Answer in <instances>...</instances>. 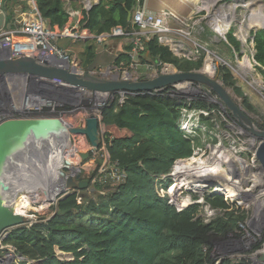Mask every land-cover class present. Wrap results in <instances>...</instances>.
Listing matches in <instances>:
<instances>
[{
    "label": "trees",
    "instance_id": "trees-1",
    "mask_svg": "<svg viewBox=\"0 0 264 264\" xmlns=\"http://www.w3.org/2000/svg\"><path fill=\"white\" fill-rule=\"evenodd\" d=\"M5 2L11 16L19 6L27 7L23 0ZM143 3L144 0H101L83 10L81 22L96 34L110 32L117 26L131 28L129 13L133 14ZM37 6L52 29H62L69 22L65 0H37ZM207 30L200 34L201 39L212 36ZM229 39L239 51L241 44L237 38L229 35ZM253 39L257 69L264 75V29L253 32ZM129 40L116 60L117 68L135 64L160 72L164 65H171L178 71L189 72L203 67L205 53L196 60L179 58L157 36L144 42L133 61ZM69 41L60 39L58 43L66 47ZM97 48L93 42L85 43L79 55L85 70L94 61ZM230 55L233 56L231 48ZM216 75L225 88L242 99L241 105L247 111L257 112L228 66L218 64ZM147 78L145 74L140 77ZM169 88L172 87L166 90ZM163 93L131 94L123 103L115 95L101 109L109 164L116 166L123 179L114 182L109 178L95 184V191H72L55 204L50 218L41 217L31 225L13 228L6 242L16 247L18 255L32 264H214L211 252L215 238L242 235L239 223L250 215L242 200H231L222 194L206 196L205 203L219 214L205 222L199 216L200 204H182L178 209L169 203L167 194L162 196L159 192L161 178L171 172L174 163L193 154V139L180 129L182 110L218 109L202 100L187 102L166 95L167 91ZM101 164L102 158H98L92 177ZM172 185L170 180L165 187ZM260 248L261 243L253 251ZM221 264L248 262L225 258Z\"/></svg>",
    "mask_w": 264,
    "mask_h": 264
},
{
    "label": "rangeland",
    "instance_id": "rangeland-1",
    "mask_svg": "<svg viewBox=\"0 0 264 264\" xmlns=\"http://www.w3.org/2000/svg\"><path fill=\"white\" fill-rule=\"evenodd\" d=\"M174 1H177V3L179 2L182 5L181 10H178L181 13L180 16L184 15L185 17H193L194 21H198L201 24L204 22V24L207 27H210L212 31H214L213 29H215L214 23L218 24L217 22H215L216 16L219 18L222 16L224 20H227V21H231L234 18L233 23H231L230 25V29L225 34L235 36L238 40L240 39V42L244 44V47H245V48L243 47L244 51H242L241 56L239 55L238 61H242L244 58H246L248 63L250 61L254 65V62L249 53L250 52L249 48L251 46V43L253 42L252 40H254L253 32L260 30L264 26V24L262 26H256L253 20L255 19V17H258V15H263L264 17V10L263 12H260L259 11L260 8H258L257 3L259 0H238V2H233L232 0H201V2L203 3H200V2L198 3L194 0H171V2H174ZM209 3H212V6L210 9L207 8V6H209ZM203 5H205L206 7L203 9L200 8V6H203ZM174 6H175V3H173V7ZM190 12L192 13L190 14ZM238 21L245 22L247 24H250L251 26L247 28L244 33H242V34H246V32L248 33L247 39H246L247 41L245 40V42L241 37ZM186 32H187L186 29H184L183 36L175 35L173 36V38L176 42L179 41L177 43L180 44L182 48L184 49V52L187 53L190 50L195 51V48H198V46L194 42H191L188 39L184 38ZM199 33L202 35L204 31L201 30ZM85 43H92V42L70 41L69 43H67V46L64 48L69 54L74 55L79 59V55L81 51L84 49ZM223 48H226V47H223ZM187 56L193 57L194 55L187 53ZM225 56H229V55L227 54ZM208 58L209 57L206 53V58L204 59L202 69L207 70L209 68V65H212L210 61H207ZM234 60L236 61L237 59L236 58L233 59V62L237 63ZM213 61H215L217 64L220 63V60L215 57ZM115 63H114V67H116ZM234 63H229V64L235 68L236 65ZM141 66L142 65H139V67H137L136 65L134 66L132 65L130 67L129 65L127 67L120 68V70L112 67L115 69V70L113 69V74H117V72L120 73V75L115 77L116 79H122L123 75H129L133 77L135 76L137 78L141 77V75H144V74L147 77H151V76L154 77L158 75V72L153 71L152 68L142 69ZM168 66L169 67H167V69H163L164 73L177 71L175 67L171 65H168ZM140 67H141L140 70L142 71H139ZM102 68L107 69V67H104V66H102ZM211 70H212L211 68L208 69V71H211ZM231 70L233 71L235 78H237L238 85L241 86V88L243 89L242 91H244V93L248 95V97H250L249 98L250 103L253 102L255 104L257 112L251 113L247 111L241 105L242 99L238 97L237 95H235V93L231 89H228V90L230 91L234 99L237 101V103L243 108L242 109L243 112L247 114L248 118L254 122L255 126H257L259 129H264V127L263 128L260 127L261 125L264 126V75L261 72H259V70L256 68V65H254V68L251 71H239L242 73L240 77L234 69H231ZM214 76H217L216 71H214ZM172 89L174 92L171 90H167V94L173 95L172 97L174 96L179 97V99L185 100V101L187 100V102H195L197 100H202V101L207 102L211 106L218 107V109H208V110L187 107L182 110V111L184 110L197 111L199 113L198 115L199 121L198 122L192 121L191 122L192 125L189 128L184 127L183 129L181 126V122H180V129L183 131L185 136L190 137V138L191 136L194 137L193 138V144H194L193 154H192V157H188V158H193V157H196V158L199 157L203 159L209 158L211 157V154L213 153V149H211V145H214V146H218L220 149H224L225 151H228V150H230V152L233 151L235 155H237L239 158L241 157L240 159L242 161L248 164L249 163L253 164L254 165L253 170H252L253 173L259 170V165L254 160V147H253L255 143L256 144L258 143V139L254 140L251 138V134L249 133V131L243 125H241V123H239V121L226 108V106L221 101V99L215 93H211V89L209 87L204 86L202 84H198V83H185V84H179L177 87H172ZM116 94L117 93H114V97ZM112 98L113 97L111 96L108 100L107 99H104V100L92 99L89 105L85 106V109L88 111H91L92 109L90 108H92L93 106L96 105V107H98L99 105H101L99 107V110H100V108L106 105L108 101ZM97 101L99 105L97 104ZM91 112H96V110L91 111ZM200 112H204V113H200ZM73 115L74 113H71L69 110L58 109V110H55L52 117H60L67 122L73 123L74 124L73 126L78 127L77 123L80 121L77 120V118H74ZM102 131H103L102 133L103 136L101 135L102 136L101 142H103L104 135L106 132V129L104 128L103 125H102ZM192 132H194V135L192 134ZM75 138H76V141L74 139L73 145H72L73 148H75V150L71 151L69 158L72 161V165L81 167V169L83 170V174H82L83 178H86V179L89 178L91 180V183H90L91 185L89 189H91V191H95L94 185L103 183V181L101 182L99 181V175H100L99 169L102 166H104L105 170L108 168L109 160H106V156L108 158V155L104 152L102 153L101 151H98L96 155H93V157H90L89 159L84 161L82 155L87 153L88 151H91L90 142L87 139V137L82 138L81 142L77 140L76 136ZM235 147L238 150L237 152L234 149ZM198 148H200V150L197 151L198 153L196 154L195 151L198 150ZM98 158H102V164L98 169V174L92 177L91 175L92 170L96 167ZM188 158L179 159L174 163V165H176L178 161L189 160ZM223 166L229 169L230 172L236 171V173L237 172H239L240 174L244 173L242 162L236 161L232 164H229L227 162L226 164H223ZM173 171H174V167H172L171 172L169 174L161 178L160 181L163 182L162 183L163 191L160 190V193L162 196L167 194L169 197V203L175 205L177 208H180L182 204L184 205L185 204H190V205L200 204L199 215L205 218V216L206 217L212 216V215H209V213H207L208 207L204 200L206 196L214 195V194H222V195L228 196V194H226L225 192L217 190L214 184L215 181H224L222 178L226 176L215 177L216 179H212L209 176L205 177L206 179H204L203 182L207 186H205L204 188L198 187L193 190L192 186L194 185L191 186V185H188V183H186L187 184L186 186V184L184 183V181L182 182V180L190 181L189 178H193L192 176H200L198 175L200 173H197V174L191 173L187 176L186 175L180 176L179 174L176 177L175 176L172 177L171 174ZM245 176H246V173H245ZM94 178H96V181H94ZM229 179L230 178H228L227 180ZM246 179H245L246 182L243 184V188L244 189L251 188L254 182L250 181V179H247V180ZM170 180L173 181V185L166 188L165 186L166 184H168V182H170ZM172 189H175V190L172 192ZM258 191L260 192V189L257 190V193H259ZM216 192H219V193H216ZM103 193L104 192H102V194ZM250 195L243 194L241 195V197H238V198L236 195V197H234V200H242L247 210L249 211L250 216L252 215L251 217H253V214L256 215V219L254 217L255 220L253 221V224H250L251 226H247L244 229H246V231L248 232L247 237L250 242L249 247L254 249L255 246L261 243L260 250H263L264 249V207H261L262 205L259 202L264 203V196H261L260 199L258 200L259 202H256ZM22 196L24 197L27 196L29 197V199L30 198L33 199L26 192H23L19 196V201L23 200L24 197L22 198ZM40 197L41 199L37 198V199L32 200L33 202L31 201L33 203L32 204L33 209H30L27 212L28 216H27V221L25 222V224L31 225L34 222H37L41 217L50 218L54 214L53 207L55 206L56 201L48 200L45 195H40ZM218 214H219V211H216L215 215H213L211 218L208 219V222L214 219ZM257 215L259 216L257 217ZM224 238L222 239L215 238L214 246L216 250L219 247V245L223 244L222 242L226 241V238L225 239ZM248 253L249 252L247 251L241 254L248 255ZM230 258H233V257H230ZM13 264H32V261L21 259L18 256V254H16V260L14 261Z\"/></svg>",
    "mask_w": 264,
    "mask_h": 264
},
{
    "label": "water",
    "instance_id": "water-1",
    "mask_svg": "<svg viewBox=\"0 0 264 264\" xmlns=\"http://www.w3.org/2000/svg\"><path fill=\"white\" fill-rule=\"evenodd\" d=\"M232 1L238 2V0ZM131 17L132 13L130 12L129 19ZM22 21L21 6L15 10L12 16L7 10L1 11L0 31L18 27ZM261 29H264V26ZM117 59V55L110 54L108 49L100 44L94 61L89 65L84 75L75 74L68 67L60 69L43 58L0 59V233L5 229L24 225L27 221V216L16 211V204L23 192L33 199L35 198V195L26 189L25 176L37 155L45 156L46 159L57 158L58 161L56 170L58 190L53 196L47 195L44 191L48 200L57 203L72 191L90 188V181L82 176L83 170L81 167L72 165L70 155L67 153L71 147L73 148L75 135L87 137L92 150L98 151L103 136L102 125L105 128L101 114L97 116L95 113L86 119L84 127L69 125L60 117H44L35 113L23 118H12L27 113L28 109L9 107L12 87H4V83L10 82L21 74H32L40 78L54 80L57 84L72 85L99 93L128 91L143 94L185 83H199L207 86L221 99L239 123L249 131L251 138L258 139V143L253 145L254 156L259 162L261 171L264 172V129L255 126L217 76L207 75L204 69L189 72L177 70L134 81L116 78L102 79L90 74L97 67L104 66L111 69ZM88 102V100H84L85 104ZM244 120L249 123V126L244 124ZM92 155V152L88 151L82 155L83 160L89 159ZM39 182L41 183L43 180ZM45 186L44 189L49 191L50 186H47V183ZM20 258L25 259L22 256ZM251 260L253 262L258 260V264H264V252L258 250Z\"/></svg>",
    "mask_w": 264,
    "mask_h": 264
},
{
    "label": "built area",
    "instance_id": "built-area-1",
    "mask_svg": "<svg viewBox=\"0 0 264 264\" xmlns=\"http://www.w3.org/2000/svg\"><path fill=\"white\" fill-rule=\"evenodd\" d=\"M23 1H25L26 5L28 6V12L26 16H23L21 25L18 27L0 31V59H17L21 57H29L35 59L43 58L60 69L68 67V69L75 74L84 75L87 70L83 69L80 59H78L74 55L69 54L63 46L59 45L58 41L60 39H68L74 42H96L95 44L97 45L103 44L110 39H131L133 46L131 48V51L129 52V56L133 61H136L137 55L143 49L144 42L155 36L159 37L161 43L172 42L175 44V46L182 47L177 43L179 41L176 42L174 40L173 36H183L184 29H186L187 32L184 38L188 39L191 42H196L195 36L187 29L188 21H190L189 19L179 21L175 18L174 13L169 10H162L159 13H153L149 11L144 4H138L136 9L134 10L132 14L133 26L131 28L117 26L111 29L110 32L96 34L83 26L80 20H72L62 29H52L40 14L37 6V0ZM5 3V0H0V12L6 10ZM223 25V22L218 24L214 23L215 29L213 30L215 31L216 36H220L221 39L227 41L225 33H227V31L230 29V26H228L226 30L224 29L220 31L218 28L223 27ZM216 38L218 39V37ZM195 44L198 46L197 54L201 55L202 53H205L206 58L207 53L209 57L207 61H210L214 71L217 70L218 64L228 65L231 69L235 70V68L229 64L230 62L223 59L216 52L210 50L206 45L198 43ZM251 53H253V50H251ZM185 56L189 57L187 55ZM214 57L219 59L220 63L217 64L215 61H213ZM191 58L198 59L199 56ZM134 65L135 64H133V66ZM136 66L139 67V65ZM167 67L169 66H164L160 72L156 70L154 71L158 72V74H161L164 73L163 69H167ZM114 68L120 70V68ZM114 68L106 69L97 67L90 74L102 79H113L116 76L120 75L119 72H117V74H113ZM146 68L151 69L149 66H146ZM15 78L16 79H13L16 83H18V87L11 88V101L9 107L28 109V112L12 118H23L34 113L39 116L47 117L52 116L55 110L63 109L69 110L71 113H74V115L79 113L84 114L86 118L83 121L77 123L78 126L81 125L82 127H84L86 124V119L91 115V113H95L97 116L100 115L101 109L108 105L111 101H113L115 97L118 96L119 103H123L128 95L135 94L128 91H117L114 93H117L118 95L116 94L117 96L114 97V93H99L84 88H78L72 85L57 84L54 80L40 78L32 74H21ZM122 79L134 81L140 80V77L137 78L135 76L133 77L129 75H123ZM177 86L178 85L170 87ZM4 87L12 86L10 85V82H6L4 83ZM169 90L173 91L172 88H169ZM165 91L167 90L163 88L148 92L147 94L163 95V92ZM98 94L105 95V99L107 100L111 96L113 98L110 99L106 105L101 107L100 110L99 107L101 105H99L98 107L93 106L92 108H90L92 109L91 111L96 110V112L86 110L85 106L89 105L92 99H97V96H99ZM166 95L171 97L173 96L170 94ZM85 99L89 101L88 104L84 103ZM29 101L31 102V105H29ZM184 111H182V114ZM182 116H184V114ZM69 124L74 125L73 123ZM182 128L184 129V127ZM75 136L80 142L82 141L81 139L85 137L84 135ZM75 136L74 139L76 141ZM213 147L215 146L211 145V149H213ZM199 150L200 148H198L195 153L197 154V151ZM98 151H101L102 153L104 152L108 155L105 142L102 143L101 148ZM98 151L92 150L91 147V152L93 155H96ZM106 160H109V155L108 158L106 156ZM254 160L259 165V162L256 160L255 156ZM259 170H261L260 166ZM99 173L100 182H106V180L108 181L109 178H111L114 182H119L123 179V175L119 172L116 166L109 163L108 168L105 170L104 166H102L99 169ZM171 176L173 177L174 175L171 174ZM94 181H96V178H94ZM188 185L191 184L188 183ZM160 190L163 191L162 183L159 184V192ZM174 190L175 189H172V192ZM230 199L234 200V198ZM206 205L208 207L207 213L212 216L215 215L216 210L211 208L209 204ZM181 208L182 206L178 209ZM212 216H205V218L203 216L201 217L205 222H208V219ZM251 216L249 215L246 221L239 223L240 229L242 231V235L240 237H236L233 234H228L225 237L226 241L222 242L223 244L219 245L217 250L215 249V246H213L211 255L214 258V264H221L223 259L230 257H233L232 259L235 258L239 260L246 259L248 264L259 263L258 260L257 262H253L251 258L254 253L260 249L253 251V248L249 247L250 242L247 237L248 232L246 231V229H244L247 226H251L250 224H253V221L256 219V215L253 214V217ZM11 230L12 228H8L0 233V264H13L16 260V254H18L16 247L6 242V239L8 238ZM247 251L249 252L248 255L241 254ZM18 256L20 257V255Z\"/></svg>",
    "mask_w": 264,
    "mask_h": 264
},
{
    "label": "bare ground",
    "instance_id": "bare-ground-1",
    "mask_svg": "<svg viewBox=\"0 0 264 264\" xmlns=\"http://www.w3.org/2000/svg\"><path fill=\"white\" fill-rule=\"evenodd\" d=\"M194 1H196L198 3L199 2L203 3V2H201V0H194ZM257 4H258V8H260L259 11L263 12L264 1L259 0ZM211 6H212V3H209V6H207V8L210 9ZM205 7H206L205 5L200 6V8H202V9ZM260 12H258V13H260ZM253 20H254V23L256 26H262L264 24L263 15H258V17H255V19H253ZM233 21H234V18L231 21L224 20V18L222 16L220 18L216 16V18H215V22H217V23L223 22V24H224L223 27L218 28L220 31H222L224 29L226 30L228 28V26H230L231 23H233ZM238 23H239V30L241 33V37L245 42V40L247 39L248 33L247 32H246V34H242V33H244L245 30L251 26H250V24H247V23L241 22V21H238ZM243 24H244V26H243ZM245 61H247V59ZM210 68L212 70L208 71V69H210ZM208 69L207 70L204 69V72L207 75L214 76L213 66L209 65ZM14 79H16V78H14ZM14 79H12L10 81V85L12 86V88L18 87V83H16L14 81ZM98 95L99 96H97V100L98 99L104 100L106 98L105 95H101V94H98ZM100 103H102V102H100ZM97 104H98V101H97ZM29 105H31L30 101H29ZM95 107H96V105H95ZM200 113H202V112H200ZM198 115H199V113L197 111L185 110L184 116L181 119V126L189 128L192 125V123H191L192 121L193 122L199 121ZM243 122L246 125L248 124V126H249V123L246 120H244ZM192 134L194 135V132H192ZM234 149L236 152L238 151L236 147ZM72 150H75V148L71 147V149L68 150L67 154L70 155ZM240 158L237 155H235L233 151H231V152H230V150L225 151L224 149H220L218 146H215L213 148V153L211 154V157H209V158L203 159V158H199V157H197V158L193 157V158H189V160L178 161V163L173 166L174 171L172 172V174L174 176H177L179 174H180V176L181 175L187 176L191 173H193V174L200 173V174H198L200 176H192L193 178H189L190 181L182 180V182L184 181V183H190L191 186L194 185V186H192L193 190L195 188H198V187L204 188L205 186H207L203 182L204 179H206L205 177L209 176L212 179H216L215 177L226 176V177L222 178L224 181H215L214 182L217 190L225 192L231 198L236 197V195L239 196V195H243V194H247V195L252 194L250 196L256 202H259L258 200L260 199V197L264 196V172H262L261 170H258L257 172L253 173L252 170H253L254 165L250 164V163L248 164V163L242 161ZM236 161L242 162V167H243V171H244L243 174H240L239 172L236 173V171L230 172L229 169H227L223 166V164H226L227 162L229 164H232ZM57 165H58L57 158L56 159H52V158L46 159L45 156L42 157V155L41 156L37 155V157L34 159V163L31 167V169L27 172V174L25 176L26 189L30 193H33V195H35L34 199H37V198L41 199L40 195H44V191L46 192L47 195H50V196H53V195H55V193H57V190H58L57 187L59 186L58 182H56ZM245 173H246V176H245ZM228 178H230L229 179L230 181L227 180ZM246 178L250 179V181L254 182V184L251 188H248V189L243 188V184L246 182L245 181ZM41 180H43V182L40 183L39 181H41ZM45 183H47V186H50L49 191H46L44 189V188H46ZM186 186H187V184H186ZM22 188H25V187H22ZM258 189H260V192L258 191L259 193H257ZM23 197L24 196H22V198ZM34 199H31V198L29 199V197L25 196L22 201H18V203L16 204V211L18 213L25 215V216H28L27 212L30 209H33V206H32L33 201L32 200H34ZM259 203L262 205L261 207H264L263 206L264 203H261V202H259ZM262 251L264 252V249Z\"/></svg>",
    "mask_w": 264,
    "mask_h": 264
},
{
    "label": "crops",
    "instance_id": "crops-1",
    "mask_svg": "<svg viewBox=\"0 0 264 264\" xmlns=\"http://www.w3.org/2000/svg\"><path fill=\"white\" fill-rule=\"evenodd\" d=\"M65 1L67 4V9L70 13V19L68 22V23H70L72 20H80V22H81L83 19V10H85V9L89 10L93 5L98 4L101 0H65ZM173 3H175L174 7H173ZM143 4L147 7V9L149 11H151L153 13H159L162 10H169V11L174 13L175 18L179 21L182 19L183 20L189 19L190 21H188V28L187 29L189 32H191L195 36L196 39L195 38L194 39L196 42H194V43L206 45L210 50L216 52L223 59H225V60L227 59L226 61H228L230 63H234L233 62L234 58L237 59L236 61L234 60L235 62H237L239 59V55L241 56L242 51H244V49H243L244 44L242 42H240V39L239 40L237 39L241 44L240 50L237 51L234 48V46L231 44V41L229 39L228 34L226 35L227 41L226 40L224 41L223 39L220 38V36H216V33L214 31H212L210 29V27H207L204 24V22L201 24L198 21H194L193 17H185L184 15L180 16L181 13L178 10H181L182 5L179 2L177 3V1L171 2V0H144ZM90 5H91V7H90ZM21 7H22V15L26 16L27 12H28V6L25 8H23V6H21ZM18 8H16V9H18ZM191 13L192 12H190V14ZM201 30H203V31L207 30L208 31L207 33H209V35H212V36H209L207 39H201V35L199 33ZM216 37H218V39ZM129 41H130L129 39H110V40L104 42L103 45L105 46L106 49H108L110 54H112L114 52L113 54H115L119 57V55L123 51L122 47L125 46ZM69 42H67V43H69ZM162 44L169 46L171 51L176 56H178L179 58L185 57L188 59H193L191 57H186L185 55H187V53L194 55L193 57L200 56L199 54H197L198 48H195V51L190 50L189 52L186 53V52H184V49L182 47L175 46V44L172 42H166V43H162ZM222 46L226 47V48H223ZM230 48L232 49L233 56L230 55ZM251 50H253V53H251ZM249 51H250L249 53L251 55V58L254 62V65H256V68H257V65H259V64L255 60L256 50H255L254 40H253V43H251ZM227 54L229 56H225ZM194 60H196V59H194ZM245 60H246V58H244L242 61H238L237 63H234L236 65L235 71L238 73L239 77L242 75V73L238 72V71H251L254 68V65L252 62L249 61V63H248V61H245ZM141 67H142V69L143 68L146 69V66H141ZM248 98H250V97H248ZM251 104L256 109L255 104L253 102H251ZM73 116H74V118H77V120H79V121H83L86 118L85 115L81 114V113L73 115ZM191 138L193 139L194 137L192 136Z\"/></svg>",
    "mask_w": 264,
    "mask_h": 264
}]
</instances>
